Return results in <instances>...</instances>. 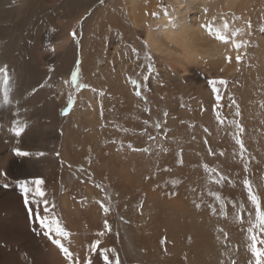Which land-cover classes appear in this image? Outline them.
<instances>
[{"label": "rangeland", "instance_id": "obj_1", "mask_svg": "<svg viewBox=\"0 0 264 264\" xmlns=\"http://www.w3.org/2000/svg\"><path fill=\"white\" fill-rule=\"evenodd\" d=\"M40 1L27 23L0 39V51L7 53L0 65L12 72L14 89L10 103L0 102V156L20 145L33 153L22 174L11 170L0 177V264H106L105 249L114 250L109 264L117 258L119 264H249L246 229L256 217L242 181L249 179L264 210V65L256 56L264 21L252 23L250 49L239 69L223 77L228 84L220 87L222 100L214 108L207 77H180L168 67L171 59L154 58L128 21L126 0H83L74 8L72 0ZM170 6L171 0H153L151 28ZM62 43L55 56L52 49ZM77 69V84L87 87L65 83L62 102L58 86ZM69 97L73 103L62 114ZM13 119L27 123L23 144L10 131ZM232 120L244 128L243 155ZM29 178L44 181L50 236L57 238V227L68 233L59 238L71 260L29 216L30 208H43L24 203L16 181Z\"/></svg>", "mask_w": 264, "mask_h": 264}, {"label": "bare ground", "instance_id": "obj_2", "mask_svg": "<svg viewBox=\"0 0 264 264\" xmlns=\"http://www.w3.org/2000/svg\"><path fill=\"white\" fill-rule=\"evenodd\" d=\"M12 1L13 0H0V39H2V38L3 39H5V38L10 39L18 31L17 29L20 28L21 26H23L24 24L18 25L14 28H13V26H15V24H18V23H27L26 21L30 17L28 12L32 11V13L34 14L38 9L39 3H41L40 0H16L17 2H15L13 4V7H12L10 5L11 4L10 2H12ZM82 1L83 0H72L70 5L74 8L76 5H79L80 3L82 4ZM171 1H172V7L170 6L171 8L168 11H162L159 14V18L157 20L155 19V22H157V25L154 26L153 28H151L152 21H153V19L151 18V12H153L152 11L153 10L152 9L153 0H126L124 2L125 6H126L128 21L130 23H132V27H135L134 30H136L142 36H144L145 43L149 47L150 51L153 52V54L155 56L154 58H156V59L157 58L159 59L160 57H161V59L164 58L165 61H167L166 63H168V61L171 59V61H173V63H171L169 61L168 67L171 66L172 71H174L175 74H177L180 77L187 75V74L192 76V72H193V74H196L194 76H197V75L202 76L203 79H204V76L206 79V77L207 78L217 77V76L228 77V76H231L232 74H234L235 71L237 69H239L238 67L241 63L240 62L239 64H237L235 61V56L237 54L236 50L232 49L230 45H224V44H221V43L211 39L208 36L207 32L201 28V25L205 24L206 22H213L212 18L214 16H216L218 18L219 13L221 11H227L228 9H232L234 11L235 15L237 17H240V19L233 20L231 18V16L227 17V19L230 21V27L242 28L243 32L237 37V39L247 40L249 42L246 47L241 48L239 50L240 53L243 54V52L245 50L250 49L249 46H250V42L252 40L251 31L253 32V29L251 30V28H253L252 23L255 20L264 21V0H171ZM64 3H65V1H64ZM155 6H154V8H155ZM89 7H91V6H89ZM205 9H207V12L204 11ZM39 16L36 15L35 18L38 19ZM35 18H34V20H35ZM248 21H250L251 25H252V27L250 29L247 27V24H246V22H248ZM39 22H40V20H39ZM40 23H37L38 26ZM215 23L217 26H219V19H217V21ZM0 45H1V43H0ZM61 45H63V43L59 44V46L55 47V52H54L55 56H58V54L61 53L60 52V48L62 47ZM169 49H170V52H168ZM6 54L7 53H5V55H4L0 51V57L1 58L4 57L2 60L6 59L5 58ZM224 55L232 56L233 59H232V62L230 64L225 63V61L223 59ZM66 56H67L66 57V63H67L69 56L67 54H66ZM256 56L259 59L260 65H264V36H260L257 40ZM62 58L63 59H61V60H65L63 56H62ZM23 65H26V64H23ZM15 66H16V64H15ZM30 66H28V67H30ZM22 67H19V69ZM25 67L22 69V73H24ZM28 67H26V68H28ZM30 68H29V70L27 69V73L30 72ZM221 69H223V71H221ZM27 73H25V75L28 76ZM25 75H23V76H25ZM23 76H20V77L23 78ZM25 77H24V79L27 78V77L26 78ZM120 78H122V76H120ZM119 81H121V80H119ZM24 83L29 85L30 80L28 79V81H25ZM123 83H124V81H123ZM120 85H121V83H120ZM66 88L67 87L65 86L64 81L61 85L58 86V95L60 96V98H62V102H63V98L65 97V99H66V96H67ZM156 88L158 89L157 85H156ZM85 90H87V89H85ZM119 90H120V88H119ZM126 90H128V89H126ZM157 92H156V94H157ZM84 93L86 95H88L87 100H90L93 98V96H92L93 93H90L89 90L84 92ZM84 93H82V94H84ZM56 96H57V94H56ZM80 96H82V95H80ZM59 103L61 104V102H59ZM59 106H62V105H59ZM59 106H58V108H59ZM74 111H76V110H74ZM54 114H56V113H54ZM3 116L4 115H2V117H0V118L3 119ZM53 116H55V115H53ZM53 119H54V117H53ZM55 120L57 121V123H54L56 125L61 122L60 118H57V119L55 118ZM2 131H3V129H2ZM6 132H8V131H6ZM46 133H48V132H46ZM63 133H65V132H63ZM28 134H30V132L28 133V129H27V130H25L24 133H22V135L20 137L16 138L15 143L16 144H23L25 139L27 137H29ZM13 137H15V136H13ZM3 139L5 140L6 138H3ZM228 139L230 140V138H228ZM64 140H66V139H64ZM6 142H8V141H6ZM13 142H14V140H13ZM23 158L16 157L13 154V152L12 153L9 152L5 155L0 156V170L7 171V172H9V174H10L11 170H14V172L17 173L18 175L22 174L23 171H25L26 167H30L29 166L30 163L28 164V161L26 159L27 157H25V159H23ZM33 169H34V167H33ZM27 174H29V173H27ZM0 177H2V176H0ZM15 178H17V177H15ZM11 181H13V180H11ZM0 187H2V186H0ZM20 210H21V208H20ZM4 216H5V214H4ZM46 238H45V240H46ZM51 246H54V245H51ZM49 252H51V251H49ZM54 252H56V251H54ZM50 257H51V255H50ZM58 258H60V257H58ZM48 260H50V258ZM57 261L56 262L59 263V259ZM64 261H66V260H64Z\"/></svg>", "mask_w": 264, "mask_h": 264}, {"label": "snow or ice", "instance_id": "obj_3", "mask_svg": "<svg viewBox=\"0 0 264 264\" xmlns=\"http://www.w3.org/2000/svg\"><path fill=\"white\" fill-rule=\"evenodd\" d=\"M103 2V0H101ZM207 12V9L204 10ZM155 15V13H153ZM231 16L233 20H238L240 17H237L232 9H228L227 11H221L219 13V17L217 18L214 16L212 18L213 22H206L205 24L201 25V28L204 29L208 36L224 45H230L232 49L236 50L237 54L235 56V61L237 64L241 62L243 59V54L240 53V49L244 48L248 45L247 40H239L237 37L243 32L242 28H232L230 27V21L227 19V17ZM219 19V26L216 25V21ZM247 27L250 29L252 27L251 22H246ZM52 31H56V29H52ZM70 36L75 41L77 32L75 29L70 32ZM52 51H55V49H52ZM147 55V54H146ZM148 59L150 60L151 57L148 55ZM225 63L230 64L232 62V56L230 55H224L223 57ZM147 68L151 69V64L147 65ZM50 72L52 71V67L49 66L48 69ZM223 71V69H221ZM78 69L71 71V80L65 81V83H72L74 85H77L78 88H84L87 87V85L83 84H77L78 81ZM207 84L211 86V91L215 96L216 104L214 105V108H217L220 105V101L222 100V96L220 94V87L221 86H227L228 80L226 78L220 77H210L207 78ZM43 86V85H41ZM14 91L12 87V77L11 73L8 70L7 66H0V102L4 104H8L11 102L10 100V94ZM32 92H35L36 89H32ZM137 95H139V92H137ZM73 100L72 97L68 98V105L69 107H65L62 109V114H67L69 112V108L72 105ZM234 103V101H233ZM236 116L240 115L239 110L237 109ZM217 120L220 121L221 124L224 123V120H222L217 115ZM229 124H235V133H234V139L235 144L239 146L241 150V155H243V152L245 151L244 143L241 139V134L244 132V128L241 126L240 122L237 120L228 121ZM159 127V125H157ZM27 128V123L25 121L19 120V119H13L12 121V127L10 128V131L13 133L15 137H20L22 133L25 132ZM205 131H207L205 129ZM152 139V137H149ZM134 150H141V149H134ZM144 151H147V149H143ZM12 152L16 157H30L33 155V153L28 151H23L19 147L12 148ZM44 153L37 152L35 153V156L40 157L43 156ZM58 155V154H57ZM205 168H207V165H205ZM244 171H248V164H244ZM0 176H5L6 173L3 170H0ZM221 179H224L221 177ZM16 183L20 186L22 189L23 197H24V203L25 205H28L32 203L33 201L37 205H43V208H36L35 210L29 209V216H34L35 220L39 223L41 226V229L44 230V235L46 237H49L52 240V243L55 244L59 249L64 253V255L71 260L72 254L69 252V249L61 242V239L59 237H67L68 233L65 232L62 228L57 227L55 229V232L57 234V238H52L50 236L49 232V225L47 223L49 217L47 213L49 212V209L47 207L48 201L45 199V192L43 190V184L44 181L41 178H29V179H18ZM243 188L245 189L247 193V199L249 203L255 208V217L256 221L255 223L252 222L251 219H249L248 223L251 225L246 229L247 236L246 239L249 241L248 243V251L250 252L252 256V260L249 262V264H264V247H261L260 245H264V210H262L260 198L258 195H256L253 191L252 184L250 183L249 179L245 177L242 181ZM7 187V185H4ZM31 196V199H30ZM199 207V205H197ZM103 210L107 213L109 211V208L104 207ZM241 211H243V206L241 205ZM43 213V214H42ZM223 214V211H222ZM249 217H251V213H249ZM241 224H243L245 221L243 217H238ZM105 227L107 228L108 225L105 222ZM98 243V242H97ZM91 249L93 251H96V243H93L91 245ZM111 249H105L103 253H101L104 256V260L106 264H109V253ZM115 264H119L118 258L115 261ZM234 264V262H233Z\"/></svg>", "mask_w": 264, "mask_h": 264}]
</instances>
